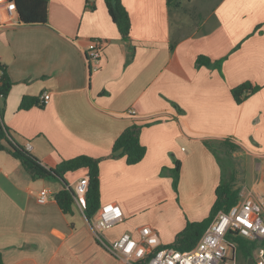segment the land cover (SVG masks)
<instances>
[{
	"label": "crops",
	"instance_id": "obj_1",
	"mask_svg": "<svg viewBox=\"0 0 264 264\" xmlns=\"http://www.w3.org/2000/svg\"><path fill=\"white\" fill-rule=\"evenodd\" d=\"M91 1L94 8L88 0H49L46 23L0 28V64L13 82L0 100L1 119L11 138L29 144L49 167L81 155L104 158L101 205L117 203L124 214L102 231L104 242L124 233L140 239L141 228L150 226L162 245H172L187 222L209 217L217 198L223 170L206 141L230 139L247 163L256 162L264 182V0H219L191 32L173 26L175 9L167 0H122L129 41L106 0ZM95 40L101 46L96 69L88 62ZM199 56L211 65L197 66ZM244 82L261 89L238 104L231 91ZM44 92L51 96L46 105ZM27 97L39 104L21 109ZM134 123L142 124L144 158L133 165L106 158ZM84 175L87 168L64 177L74 187ZM63 187L62 180L33 178L0 149L4 264H129L97 239L93 218L77 203L72 215L62 211L55 195ZM42 189L50 193L46 203L38 201ZM254 190L264 205V188Z\"/></svg>",
	"mask_w": 264,
	"mask_h": 264
},
{
	"label": "trees",
	"instance_id": "obj_2",
	"mask_svg": "<svg viewBox=\"0 0 264 264\" xmlns=\"http://www.w3.org/2000/svg\"><path fill=\"white\" fill-rule=\"evenodd\" d=\"M17 5L19 19L24 24H41L47 22L48 16V2L49 0H14ZM169 7L180 9L182 0H167ZM109 14L117 25L124 41L130 40L131 19L127 9L122 0H106ZM87 6L94 8L92 1L87 3ZM177 42H171V48H174ZM129 60L134 55V47H132ZM202 64L211 65V60L206 56H199L197 59V66ZM221 63L219 62V65ZM0 93L3 97L9 93L13 82L11 81L6 67L0 64ZM261 89V86L253 85L250 82H244L232 89V95L238 104L244 102L252 94ZM41 102V99H40ZM35 104H39L38 99L34 97H27L22 100L21 109H28ZM142 124L134 123L127 127L120 136L115 140L111 154L106 158H126V162L130 165L139 163L146 154V147L141 143L140 133ZM2 140L7 142V145L2 143ZM207 147L216 155L221 163L218 148L223 146L225 152L235 151L238 146L231 142L230 139L225 138L222 141L212 140L205 142ZM0 149L6 150L13 157L18 159L24 168L30 173L33 178H49L64 181V187L56 193L55 198L67 215H72L76 204V193L74 187L66 182L64 175L69 171H76L80 168L88 169L89 186L86 193V208L84 213L86 217L91 220L97 210L101 206V190H100V162L104 158H94L87 155H81L71 159L63 160L55 167L44 165L41 160L36 157L26 146L21 145L11 138L8 130L3 125L0 115ZM221 149V148H220ZM232 150V151H231ZM233 155V154H232ZM222 167V163H221ZM219 186L216 190V201L211 209L209 217L199 222H187L186 227L176 236L172 246L179 250L193 249L203 234L210 228L216 217L224 211H228L233 205L240 200V189L235 188V178L224 172ZM180 163L177 161L173 168V185L177 189L179 181ZM238 243V255L242 256L246 261L254 257V249L256 242L248 241L242 237H236ZM145 261H142L143 264ZM0 264H4L3 255L0 250Z\"/></svg>",
	"mask_w": 264,
	"mask_h": 264
},
{
	"label": "built area",
	"instance_id": "obj_3",
	"mask_svg": "<svg viewBox=\"0 0 264 264\" xmlns=\"http://www.w3.org/2000/svg\"><path fill=\"white\" fill-rule=\"evenodd\" d=\"M90 3L91 0H88ZM20 24L17 5L14 0H0V28ZM100 40H95L89 50L88 62L96 64L101 57ZM1 72V70H0ZM50 93L41 95V103L50 101ZM3 98L0 93V100ZM1 115V105H0ZM26 148L30 150V145ZM89 176L80 177L74 185L76 203L86 208V193ZM49 190L42 189L38 196L40 203H46ZM242 194V193H241ZM124 220L123 210L117 203L102 204L93 216L96 237L116 256L125 258L129 264H237L238 243L236 237L256 242L255 264H264V205L252 194H242V199L228 211L221 212L203 234L197 245L190 250H179L162 245L158 233L150 226L141 228L140 239L124 233L112 242H104L102 231L120 224Z\"/></svg>",
	"mask_w": 264,
	"mask_h": 264
},
{
	"label": "rangeland",
	"instance_id": "obj_4",
	"mask_svg": "<svg viewBox=\"0 0 264 264\" xmlns=\"http://www.w3.org/2000/svg\"><path fill=\"white\" fill-rule=\"evenodd\" d=\"M182 1L181 8L174 10L173 26L182 28L181 30L183 32H191L198 24L197 18L201 17L204 11L207 12L210 8L215 6L219 0ZM218 154L224 172L229 175V173L233 171L231 175L236 181L235 188L240 189V200L242 199V194H252L254 197H257L254 188H264V182L261 181V174L257 168L256 162L250 160L247 163V155L241 148H236V150L232 152H225L223 146H219ZM238 259V264H246V260L240 256V254L238 255Z\"/></svg>",
	"mask_w": 264,
	"mask_h": 264
},
{
	"label": "water",
	"instance_id": "obj_5",
	"mask_svg": "<svg viewBox=\"0 0 264 264\" xmlns=\"http://www.w3.org/2000/svg\"><path fill=\"white\" fill-rule=\"evenodd\" d=\"M247 264H255V259L253 257L249 258Z\"/></svg>",
	"mask_w": 264,
	"mask_h": 264
}]
</instances>
